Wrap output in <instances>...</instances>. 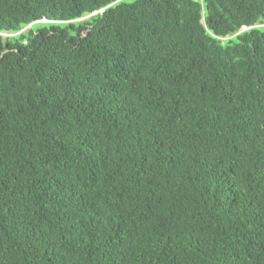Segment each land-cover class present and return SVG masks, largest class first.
<instances>
[{"label":"trees","instance_id":"16d2710c","mask_svg":"<svg viewBox=\"0 0 264 264\" xmlns=\"http://www.w3.org/2000/svg\"><path fill=\"white\" fill-rule=\"evenodd\" d=\"M0 264H264V0H0Z\"/></svg>","mask_w":264,"mask_h":264},{"label":"rangeland","instance_id":"374dc122","mask_svg":"<svg viewBox=\"0 0 264 264\" xmlns=\"http://www.w3.org/2000/svg\"><path fill=\"white\" fill-rule=\"evenodd\" d=\"M88 18V17H87ZM43 22H46V21H43ZM29 29V27H27L24 31H26V30H28ZM5 37H7V35H4Z\"/></svg>","mask_w":264,"mask_h":264}]
</instances>
